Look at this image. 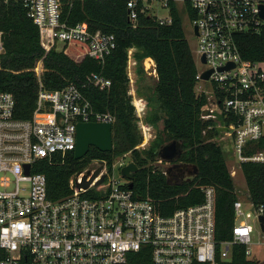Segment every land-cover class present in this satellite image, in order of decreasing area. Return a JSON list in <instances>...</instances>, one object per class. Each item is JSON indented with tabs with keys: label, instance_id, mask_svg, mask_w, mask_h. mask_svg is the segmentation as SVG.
Instances as JSON below:
<instances>
[{
	"label": "built area",
	"instance_id": "built-area-1",
	"mask_svg": "<svg viewBox=\"0 0 264 264\" xmlns=\"http://www.w3.org/2000/svg\"><path fill=\"white\" fill-rule=\"evenodd\" d=\"M7 0H0L5 3ZM26 9L27 17L39 30L40 46L45 53L60 50L66 42L84 43L88 55L99 63L115 48L113 35L91 33L85 23L68 27L61 21L63 1L15 0ZM128 21L135 24L139 16L152 17L160 25L171 23L170 4L182 10L196 39L193 59L196 66L195 93L205 98L200 119L207 128L218 131L213 141L229 146L238 164H264V150L246 156L251 143L264 137V62L243 60L236 37L256 34L264 27L260 18L264 0H123ZM194 14L190 20L185 2ZM166 10L159 15V10ZM196 27V34L194 33ZM4 55L0 31V70ZM132 51H128L126 73L129 82ZM204 58V63L202 62ZM154 71V63L146 59ZM38 84L35 108L29 119L14 116V98L0 91V264H18L23 257L30 264H125L128 254L142 248L150 251L151 264H219L229 258L233 244L244 247V255L261 263L264 232L259 217L264 205L246 213L240 200L233 203L232 241L216 244L214 240V189L200 187L201 204L164 214L149 196H138L129 189L130 181L118 185L112 178L117 163L119 170L128 165L123 158L111 166L92 160L90 167L73 174L68 182L70 194L59 201L46 197V179L32 171L42 159L55 154L64 157L75 147L77 123H114L108 112H96L80 89L70 85L63 90H46L41 83L42 60L32 70ZM210 71L207 80L202 75ZM156 77V75H155ZM88 82L100 91L110 87L109 80L91 75ZM134 110L143 147L151 138L145 125V102L134 99ZM102 169L87 189L76 185L86 173L88 178ZM159 170L166 178L171 167L160 159ZM29 166L28 172L25 166ZM240 169V168H239ZM235 170L229 172L235 176ZM121 174V173H120ZM173 177V172H171ZM103 177V182L94 184ZM194 177V176H193ZM191 177V178H193ZM103 187L102 193L95 188ZM253 219L259 227L260 242L253 250Z\"/></svg>",
	"mask_w": 264,
	"mask_h": 264
},
{
	"label": "trees",
	"instance_id": "trees-1",
	"mask_svg": "<svg viewBox=\"0 0 264 264\" xmlns=\"http://www.w3.org/2000/svg\"><path fill=\"white\" fill-rule=\"evenodd\" d=\"M189 19L194 14L185 2ZM182 10L170 4L171 23L160 25L152 17L139 16L136 23L128 21L123 0H71L63 1L61 21L72 27L85 23L91 33L113 35L115 48L99 63L88 55L84 43L66 42L60 50L45 53L40 46L39 30L27 17L26 9L15 0L0 4V31L3 33L4 55L1 58L0 91L11 93L14 98V116L26 120L35 108L38 84L32 71L42 60L41 83L46 90H63L73 85L80 89L96 112H108L114 117L111 128L112 149L100 152L90 147L86 156L75 160L73 151L61 157L39 160L32 168L46 179V197L59 201L70 194V177L82 171L92 160L104 161L111 166L113 161L126 153L138 167L133 174V192L149 196L156 208L164 214L177 209L201 204L200 187L214 189V240L216 244L232 241L234 224L233 203L237 200L232 178L226 166L222 146L213 141L217 130H209L210 124L200 119L205 104L203 96L195 93L196 66L193 54L181 25ZM243 60L264 62V27L256 34L236 37ZM136 61L138 75H144L142 62L151 59L154 63L155 82L144 96L150 109L145 120L162 129L148 151L136 147L142 137L137 128V119L129 93L126 73L128 51ZM91 75H99L110 81L108 89L100 91L88 82ZM136 94H143L137 89ZM169 141L182 143L183 153L178 161L196 167L198 173L189 182L169 186L165 176L148 162L157 159V150ZM264 150V137L251 143L244 155L249 156ZM244 180L248 202L254 207L264 205V164L242 162L239 165ZM18 264H30L23 257ZM125 264H151L150 251L142 248L128 254ZM219 264H258L244 255L241 244H233L229 258Z\"/></svg>",
	"mask_w": 264,
	"mask_h": 264
},
{
	"label": "rangeland",
	"instance_id": "rangeland-1",
	"mask_svg": "<svg viewBox=\"0 0 264 264\" xmlns=\"http://www.w3.org/2000/svg\"><path fill=\"white\" fill-rule=\"evenodd\" d=\"M158 14L159 15H165L166 10H164V9L159 10ZM181 25H182V28L184 30L185 38L188 42L189 48L193 54V51L196 47V39L192 35L188 21L183 14L181 15ZM142 66H143L144 75H138L137 67H136V61L134 60V58H132V55H131L130 73L129 74H130L132 82H129V93L131 94V97H132V103L134 102V99L136 101L141 99L145 102V110H144V113H145L144 118H145L147 112H150V109L146 105V101H145L144 96L148 94V89H150L151 86L154 85L156 77L152 71V68L150 67V64L148 63V61L146 59L143 60ZM137 89L143 94L142 98H139L137 96V94H136ZM133 106H134V103H133ZM143 121L146 123L145 125H147L150 128L152 134H151V138L148 140V142L143 147L138 148V151H140L141 153L149 150L151 144L156 140L157 136L159 135V133L162 129V125H161L160 121L156 122L155 127L153 126L152 123H148L145 119H143ZM137 128L139 131L138 125H137ZM139 133H140V131H139ZM140 135H141V133H140ZM222 150L224 153V157H225L226 166L228 168V171L229 172H231L232 170L236 171L235 176L231 177L232 182H233L235 195H236L238 200H240L243 204H245L244 205L245 212L251 213V210L248 207V199H247L244 180H243V177L241 175L238 164L235 161V159L231 156V151L229 149V146H226V145L223 146ZM125 155H126V158L125 157L123 158V161L125 162V164L133 163V161L131 160L130 153H126ZM121 158H122V156H119L115 160H120ZM157 161H158V156H157V159L155 161H153V162L149 161L148 164L146 165V167L149 165L150 166L152 165V166H154L160 170L162 168V165L159 164ZM86 167H90V163H88L86 165ZM119 169L120 168L118 167L117 163L115 162V167L112 170V178H113V180H115L117 182L118 185H122L125 183V180L121 177ZM103 190H104L103 187L95 188L96 193H102ZM249 224L253 228V232L251 234V243L253 245V250L255 252V249H257L256 244L258 242H260L261 236L258 232L259 231L258 224L252 218L249 219ZM260 259H261L260 264H264V253L261 255Z\"/></svg>",
	"mask_w": 264,
	"mask_h": 264
},
{
	"label": "water",
	"instance_id": "water-1",
	"mask_svg": "<svg viewBox=\"0 0 264 264\" xmlns=\"http://www.w3.org/2000/svg\"><path fill=\"white\" fill-rule=\"evenodd\" d=\"M260 18L264 21V9L261 7ZM194 33L196 34V27H194ZM202 62L204 63V58H202ZM210 71L205 72L202 75L203 80H207ZM111 128L110 124L105 123H77L76 131H75V147L73 150V156L75 160H81L84 158L90 147L96 148L98 151L106 153L110 152L112 149V138H111ZM183 153V146L181 142L178 141H169L166 144L162 145L158 152V159L166 162V163H175ZM100 166L95 170V172L88 178L89 173H86L81 179V183L76 185L77 189H87L89 185L93 182V180L97 177L99 172L102 169V162H99ZM173 167H177V165H172L166 169V179L165 182L169 186H177L185 182H189L191 177L196 176L198 170L196 167L187 168V179L182 181L181 183L173 182L171 178V170ZM26 173L28 172L29 166H25ZM138 171V167L134 163H129L124 166L120 173L121 176L130 181L128 184V188L132 189V179L133 174ZM103 182V177L100 178L98 182L94 185L98 186ZM259 221L261 223V229L264 232V217H259Z\"/></svg>",
	"mask_w": 264,
	"mask_h": 264
},
{
	"label": "flooded vegetation",
	"instance_id": "flooded-vegetation-1",
	"mask_svg": "<svg viewBox=\"0 0 264 264\" xmlns=\"http://www.w3.org/2000/svg\"><path fill=\"white\" fill-rule=\"evenodd\" d=\"M172 165H177V167H173L171 170V172H173V177L171 176L173 182L181 183L182 181L186 180L188 177L187 168L189 170L190 167L178 160L175 163H172L170 166L172 167Z\"/></svg>",
	"mask_w": 264,
	"mask_h": 264
}]
</instances>
